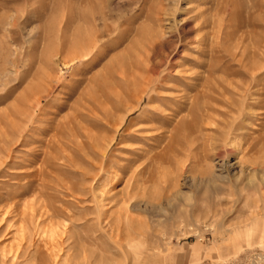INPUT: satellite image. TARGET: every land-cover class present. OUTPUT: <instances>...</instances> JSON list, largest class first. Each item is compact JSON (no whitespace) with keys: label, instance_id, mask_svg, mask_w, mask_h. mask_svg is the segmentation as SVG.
I'll list each match as a JSON object with an SVG mask.
<instances>
[{"label":"rangeland","instance_id":"374dc122","mask_svg":"<svg viewBox=\"0 0 264 264\" xmlns=\"http://www.w3.org/2000/svg\"><path fill=\"white\" fill-rule=\"evenodd\" d=\"M71 51L80 58L62 65ZM248 65L256 68L249 91L259 98H250V107L239 112L229 134L218 122L227 128L232 112L220 104L210 108H220L225 118L210 116L202 125L191 116L186 125L193 139L180 135L178 173L174 176L170 163L164 166L168 178L158 181L172 189L154 193L148 185H138L144 190L135 199L149 201L150 208H91L86 196L77 204L64 198L66 221H42L34 230L26 225L22 238L17 204L29 194L15 195L14 185L36 184L28 174L38 166V152L55 120L71 115L76 131L90 132L86 116L103 111L118 118L130 100L128 75L145 76L151 88L147 97L156 98V104H147L142 96L122 115L102 159V166L128 167L121 159H129L127 151L137 153L142 144L125 140V134L150 133H135L127 123L147 116L152 105H157L158 116L171 119L168 110L175 104L185 108V97L192 96L202 78L219 88L227 83L224 90L232 93L231 87L248 83ZM182 84L194 86L180 89ZM19 96L26 99L20 103L22 115L11 110ZM34 98L38 103L28 108ZM263 99L264 0H0V156L6 151V157H0V264H264ZM5 111L9 115L3 117ZM192 140L189 159L183 148ZM78 165L67 171L84 169ZM228 166L234 175L226 182H196L206 171L225 174ZM108 177L100 176L95 184ZM61 181L87 184L74 176ZM97 210L107 219L91 225Z\"/></svg>","mask_w":264,"mask_h":264},{"label":"bare ground","instance_id":"6f19581e","mask_svg":"<svg viewBox=\"0 0 264 264\" xmlns=\"http://www.w3.org/2000/svg\"><path fill=\"white\" fill-rule=\"evenodd\" d=\"M91 47L93 48V46ZM80 48L82 50V47ZM81 50L79 49L80 52ZM75 53L76 52L71 51L69 54H67L64 57V61L62 62V65L64 66L70 65L72 60H77L78 58H80ZM82 56L83 54L81 55V57ZM84 56H85V53H84ZM208 69L209 68H206L205 71L207 72ZM245 69H247V73L249 74V76L247 77V81H246L248 83H246L245 85L243 84L244 86L236 87L233 89L232 87L229 89V87L231 86L230 84L228 89L232 93H229V91L226 92L227 90H224L226 88L227 83H225L224 86H222L224 88H219V86L217 85L213 86L212 83L207 81V79L205 81V79L203 78H202V81L199 87L196 88L195 91L192 88V86L194 85L188 84L187 86V85L182 84L178 86L180 89L181 88L182 89L190 88V90L193 89L192 90L193 93H192V96L187 97V98L185 97L186 99L185 108L178 107V105L175 104L174 108H172L171 110L170 109L168 110L169 115L167 116L170 117L171 119L160 117L155 113L157 109L156 108L157 105H155V107L153 105L156 104L157 100L156 98L154 99V97L153 98L147 97V93L151 90V88L149 85L150 83L147 84L146 77L145 76L140 77L138 75L129 74L127 81H125L126 82L125 89L127 91V94H129L130 96L129 97L130 100L127 106L124 107L125 110L123 109V112H120V113H122L123 115L125 112L132 109L135 106V104L138 101H140L142 96L146 97L145 100L147 104H150V103L153 104L152 105L153 107L151 106L147 110L148 112L147 116H141L135 122L133 121V122H129L126 124V127L133 126L135 133L143 131V130L149 131L150 133L147 135L144 134L142 137L137 136V134L136 136L132 135L131 133L127 135L125 134V137H124L125 140L137 141L140 144H142L141 148L136 150L137 153L134 151H132L134 152L132 153L130 152V150L129 151L125 150L130 154L131 157L129 159H125L127 157L126 156L124 157L123 160L121 159L122 163H124V166L130 164L128 165V167L132 166L131 165L132 162L141 160V163L139 165H137L134 168L130 167L131 169H129L128 167H124V168L123 167L116 168L114 166L109 167L110 164L108 163L107 164L105 163L106 165L102 166V159H103L104 152L109 142L112 140V136L115 133L118 125L120 124L122 120V115H119L118 118H113V119L109 118L110 115L108 113H104L103 111L101 112L97 111L98 113L96 114L99 116L95 115V113L94 115L93 114H90L87 116L85 115L87 119L89 118V120H91L90 122L92 123V124L89 123L92 125L91 127H89L91 130L90 132L84 129H81V128L78 131H76V129L73 128L72 126L73 120H72L71 115H67L66 117H64L66 120L63 118V121L61 120V118L55 120L53 124L51 125V127H48L49 129L47 128L49 137H48V140L45 141V144H43L42 150H39L38 152V149H35L38 152V160H37L38 166L30 170V173L28 175L30 178H33L36 184L32 186L31 185L29 186V183H21L20 185H14V188L16 189L15 195L29 194V199L27 201H24V202L21 201L20 203L17 204L18 212H19L18 221L20 223L21 230H22V231L20 230V235L22 234V238L23 236L26 235L25 233L26 231H24L26 225L29 227V229L34 230L36 224L42 221H48L54 218L60 219L61 222L66 221L65 220L66 215H64L62 211L67 208V202L64 201V198L74 200L73 202H76L77 204V203L82 202L81 200L82 198L80 199L79 197L86 196L87 202L90 203V205L92 206L91 208H97L100 206L102 207L103 205H106V204L112 205V206L116 205V207H122V209L125 208V209L136 210V211L139 210V207L140 209L150 208L152 205L149 201H142V200L140 201V200L135 199L136 194L139 191L141 192V189L142 191L144 190L143 188H139L138 185H140V183L146 184L148 185L147 188L149 189V191L152 189L154 193L155 191L161 192L165 190L166 192H168L169 189H172L171 188L172 185H167L168 183L166 182L169 179H166V180L164 179L165 183L167 184L160 183V186L158 185V181L161 182L160 179L163 177H166L165 175L167 172L164 169V166L170 165V163L174 165V168H173L174 176L178 173L179 166H177V158H176L180 151L178 142L182 140L180 136L181 134L191 136V132H190L191 127H189V125L188 126L186 125L190 123L191 121H193V118H191V116H195L198 124L206 125L209 122L208 120L211 119L210 116L212 117L223 116V114L220 112L221 110L220 108H217L216 111H214L210 108V105L217 103V104H220L222 107H226V109H230L232 112V114H230L231 122L229 121L227 123V126H226L227 128H225L226 123H224V121L221 122L220 121L221 119H220L218 122L221 127L219 129L223 130L225 134V130L227 132L228 128H230V124H233L235 122L233 120L236 118L239 112L240 111L242 112L243 109L245 108L247 109L250 107L249 106V102H251L250 98L256 97L255 93L251 94V91H249L250 90L249 88H251V85L254 84V79L251 76V73L252 71L255 72L256 68L248 65L247 67H245ZM41 78L44 84L48 81L45 75L42 76ZM261 93H262V90H261ZM213 96L218 98L219 100L213 101L215 100L212 98ZM230 96L233 97L236 103L233 101H232L233 103L231 102ZM119 97L121 98V96ZM256 98H259V97H256ZM22 100L24 101L26 99H24L23 96H19L17 98V101H16L17 106L11 109L12 112H19L21 113V115L23 114V110L22 111L20 110L21 108L20 103ZM38 100L39 98L32 99V101L30 102V106H28V108H31L34 105H36L38 103ZM120 100L116 101L115 104L116 105L119 104ZM262 102L264 103V99L262 100ZM25 103L26 102H24V104ZM251 104H254V103H251ZM179 112H183V115L180 116L179 118L174 119V117ZM4 113L5 114H3V117H6L9 115V113L7 114L6 111ZM241 117H243V115ZM81 121L83 123L84 120H81ZM151 126H154V127H151ZM220 133L222 134V132ZM103 134H107V135L103 136ZM227 134L229 133L227 132ZM63 137H64V141L62 139ZM190 138L193 139L192 136ZM34 140H37V139H34ZM193 142L194 140H192L187 146L183 148L186 158L191 159L193 156V150H194V147L192 146ZM147 152H150V154H148V156H144V154H146ZM27 153L30 154L32 153V151L30 152L27 151ZM33 155H36V154H32V155L30 154L28 157L32 159L34 157ZM0 157L1 159H4L6 157L5 150ZM22 157H25V156H22ZM213 158L218 159L216 158V155ZM33 159H36V158H33ZM22 162H27V160L26 159L21 160V163ZM75 164H79L78 166H81L84 169L78 172L76 171V172L69 173L67 169L70 170L74 168L71 166H74ZM218 166L219 165H217L216 167L218 168ZM231 170H232L231 166H228L226 167L225 174L222 173L221 175L219 173L216 175H212L211 172L206 171L204 173V175L206 174L204 178L196 182L199 183L201 181L203 184L207 186L214 182H226L225 180L228 179L227 177L231 178V176L234 175L233 172H230ZM69 176H74L79 179H85L87 184L84 187H82L80 185L78 186L67 185L68 183L66 184V182L63 183V181H61V178L65 179V178H68ZM100 176L104 178H106L107 176L109 177L103 184H95V181ZM141 178H143L142 181H141ZM162 183H163V180H162ZM229 183L231 184V179ZM115 185H118V187L115 188ZM42 188L45 189L44 191L46 193H42L43 191L42 192L39 191ZM92 191L97 192L95 197L92 196V193H91ZM71 194L77 195L78 197L76 198L72 197ZM98 212L99 211L97 210L96 211L97 214H95L93 218L91 219V225H93L94 222L99 223L100 220H102L104 223L105 219H107V216H102L104 214H101L100 216ZM110 220L112 221L114 219L111 218ZM33 233H31L30 236Z\"/></svg>","mask_w":264,"mask_h":264}]
</instances>
